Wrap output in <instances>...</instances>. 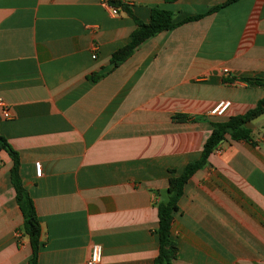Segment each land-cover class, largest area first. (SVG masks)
I'll list each match as a JSON object with an SVG mask.
<instances>
[{"label": "crops", "instance_id": "0c3cea01", "mask_svg": "<svg viewBox=\"0 0 264 264\" xmlns=\"http://www.w3.org/2000/svg\"><path fill=\"white\" fill-rule=\"evenodd\" d=\"M106 0H0V134L40 224L37 264H153L156 204L168 179L198 160L211 127L264 97V0H238L141 43L112 70L135 29ZM223 0H128L173 20ZM94 56V58H92ZM226 70V73H224ZM103 75L96 81L89 76ZM220 101L231 106L210 118ZM173 114L206 121L174 123ZM251 143L226 139L185 184L170 227L172 264H264V113L245 125ZM39 163L40 176L34 164ZM0 152V264H29L22 215ZM173 170L174 174H169Z\"/></svg>", "mask_w": 264, "mask_h": 264}, {"label": "trees", "instance_id": "16d2710c", "mask_svg": "<svg viewBox=\"0 0 264 264\" xmlns=\"http://www.w3.org/2000/svg\"><path fill=\"white\" fill-rule=\"evenodd\" d=\"M238 0H223L220 5L211 7L203 14L188 16L179 22L173 20L174 13L152 8L150 17L147 23H144L135 18L132 13L117 2H113L115 6H121L122 10L133 20L135 29L130 34V41L124 47L115 51L110 57L112 70L124 63L135 51V49L144 41L156 36L163 31L174 30L186 23L198 21L208 15H211L220 9L227 7ZM103 75L93 74L89 76L91 81H96ZM242 83H254L257 85L264 84L261 80L240 79ZM264 113V97L257 102L254 108L246 111L242 115L229 117L226 121L209 122L211 132L203 144L200 157L198 160L188 163L178 176H171L168 179L166 189V200L156 204L158 227L156 234L158 236V253L153 261V264H172L177 256V245L171 240L170 227L173 219V214L177 211L178 202L183 194L185 184L189 178L198 170L208 166L209 156L218 148L219 144L229 139L231 141H244L251 143V132L245 125L253 119L261 116ZM171 121L174 123L200 122L206 121L205 117H190L185 114H173ZM0 152H5L11 160L10 181L15 193V201L22 215L21 232L28 239L31 249V257L29 264H37L38 254L40 250V224L37 218L33 201L23 187L19 175V156L6 139L0 134ZM169 174H174L173 170L168 171Z\"/></svg>", "mask_w": 264, "mask_h": 264}, {"label": "built area", "instance_id": "2783aa9c", "mask_svg": "<svg viewBox=\"0 0 264 264\" xmlns=\"http://www.w3.org/2000/svg\"><path fill=\"white\" fill-rule=\"evenodd\" d=\"M113 2H117L121 6H125L128 4V0H106L102 5L112 16L118 15V13L122 10L121 6H115ZM92 58H94V56H92ZM224 73H226V70H224ZM230 106H231V103L229 101H220L209 110L208 116L214 117V118H221L225 116ZM0 108H2L3 117L6 119L9 118L8 111L5 107V104L3 103L1 99H0ZM215 151H219V148H217ZM34 168H35L36 175L40 176V173H41L40 164L35 163ZM101 259H102L101 246L98 244L92 245L90 249L89 257L86 260V264H100Z\"/></svg>", "mask_w": 264, "mask_h": 264}, {"label": "rangeland", "instance_id": "374dc122", "mask_svg": "<svg viewBox=\"0 0 264 264\" xmlns=\"http://www.w3.org/2000/svg\"><path fill=\"white\" fill-rule=\"evenodd\" d=\"M210 117V116H209ZM210 118H214V117H210Z\"/></svg>", "mask_w": 264, "mask_h": 264}]
</instances>
